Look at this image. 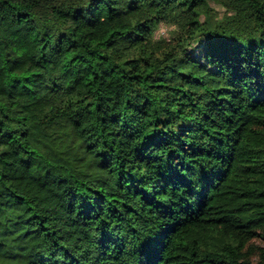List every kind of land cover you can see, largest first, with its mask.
<instances>
[{
	"label": "trees",
	"instance_id": "1",
	"mask_svg": "<svg viewBox=\"0 0 264 264\" xmlns=\"http://www.w3.org/2000/svg\"><path fill=\"white\" fill-rule=\"evenodd\" d=\"M217 2L0 0V264H264V0ZM16 152L68 185L81 249Z\"/></svg>",
	"mask_w": 264,
	"mask_h": 264
},
{
	"label": "rangeland",
	"instance_id": "2",
	"mask_svg": "<svg viewBox=\"0 0 264 264\" xmlns=\"http://www.w3.org/2000/svg\"><path fill=\"white\" fill-rule=\"evenodd\" d=\"M220 1L222 2H217L213 7L216 10V17H222L224 22L228 16L235 13V9L238 10L239 7L243 6L241 2L237 3L236 0ZM237 18L245 23L250 20V16L245 13H241ZM172 30L173 27L160 23L154 31V38L169 39ZM8 160L9 165L6 168V174L11 187L24 194L32 202L64 242L72 249H81L84 236L74 213L71 191L68 185L54 178L42 181L32 180L28 170L23 166L24 156L21 153H14L8 157Z\"/></svg>",
	"mask_w": 264,
	"mask_h": 264
}]
</instances>
